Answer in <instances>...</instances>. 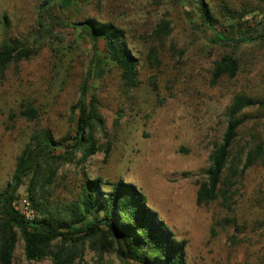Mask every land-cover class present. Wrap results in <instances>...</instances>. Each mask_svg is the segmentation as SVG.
I'll return each instance as SVG.
<instances>
[{
    "label": "rangeland",
    "instance_id": "obj_1",
    "mask_svg": "<svg viewBox=\"0 0 264 264\" xmlns=\"http://www.w3.org/2000/svg\"><path fill=\"white\" fill-rule=\"evenodd\" d=\"M43 2L0 0V41L9 37L39 45L37 54L0 76V191L34 133L48 130L53 140L75 135L70 107L90 66L87 98L94 93L101 120L92 133L99 150L83 162L78 151L68 162L55 160L64 152L60 148L42 159L35 178L41 208L67 217L81 203L85 176L103 184L122 179L141 190L176 238L186 240V264H264V166L257 161L239 173L247 151L263 138L264 106L240 114L245 119L228 163L237 175L227 202L195 200L233 97H264V37H256L264 32V0H207L223 42L202 24L194 0H56L49 11L61 23L48 17L49 26L35 37ZM86 19L124 30L137 58L135 86L124 84L101 39L94 50L91 39L70 25ZM246 20L256 22L252 39L238 41L247 24L237 22ZM162 21L168 33L156 32ZM225 54L237 58L238 70L213 82V65ZM27 103L36 108V118L21 115ZM31 177L23 178L16 198L28 194ZM78 250L76 264H138L113 251H95L88 242ZM11 264L53 262L26 260L18 237Z\"/></svg>",
    "mask_w": 264,
    "mask_h": 264
},
{
    "label": "trees",
    "instance_id": "obj_2",
    "mask_svg": "<svg viewBox=\"0 0 264 264\" xmlns=\"http://www.w3.org/2000/svg\"><path fill=\"white\" fill-rule=\"evenodd\" d=\"M55 1L44 0L38 6L35 37L49 26L48 17L49 20L54 18L56 23H61V19L53 17L49 11V5ZM194 1L202 24L211 29L214 40L225 41L226 38L216 28L218 20L207 0ZM80 23L70 25L79 28L91 39L94 50L98 39H101L105 44V57L120 70L124 84L127 87L135 86L137 58L127 47L124 30L110 21L86 19ZM243 24H247V27L238 41L252 39L256 22L254 25L249 20L237 22L240 27ZM157 31L168 33V23H158ZM258 36L264 37V32L256 37ZM38 50L39 45H26L15 38L3 37L0 41V76L10 65L31 58ZM238 66V60L233 55L221 56L213 65L212 81L216 82L223 76L233 77ZM90 73L89 66L79 86V97L70 107V114L76 115L75 135L68 133L53 140L48 130L34 133L17 158L10 181L0 191V264H11L18 237L23 240V252L28 261L50 257L53 264H76L79 246L88 242L95 251H113L119 259L138 264H186V240L174 236L157 212L148 206L145 195L133 183L118 179L103 184L100 178L85 176L81 184V203L71 215L58 217L41 208L35 182L40 161L48 157L52 150L59 148L63 149V154L53 158L65 162L70 161L77 151L83 162L99 150L92 133L101 120L94 93L87 98ZM254 106L262 108L264 97L258 99L240 93L227 106L226 126L221 142L209 154L205 179L198 183L195 198L198 205L219 197L227 202L235 184L233 178L237 175V167L228 163L232 143L245 119L240 114L246 108ZM20 113L28 119L37 117V110L30 103ZM257 161L264 166V131L263 138L247 151L239 173H243ZM226 169L230 173H225ZM28 175L32 176L28 185L29 198L36 212L40 213L31 221L26 220L12 205L17 189Z\"/></svg>",
    "mask_w": 264,
    "mask_h": 264
},
{
    "label": "built area",
    "instance_id": "obj_3",
    "mask_svg": "<svg viewBox=\"0 0 264 264\" xmlns=\"http://www.w3.org/2000/svg\"><path fill=\"white\" fill-rule=\"evenodd\" d=\"M12 205L26 220L31 221L37 217L27 193H23L15 198Z\"/></svg>",
    "mask_w": 264,
    "mask_h": 264
},
{
    "label": "water",
    "instance_id": "obj_4",
    "mask_svg": "<svg viewBox=\"0 0 264 264\" xmlns=\"http://www.w3.org/2000/svg\"><path fill=\"white\" fill-rule=\"evenodd\" d=\"M81 23H75V25H80Z\"/></svg>",
    "mask_w": 264,
    "mask_h": 264
}]
</instances>
